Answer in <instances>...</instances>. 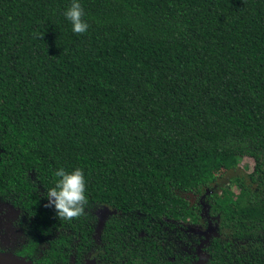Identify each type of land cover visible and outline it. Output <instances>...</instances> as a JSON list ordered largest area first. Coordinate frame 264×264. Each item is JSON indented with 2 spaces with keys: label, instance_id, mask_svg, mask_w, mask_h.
Segmentation results:
<instances>
[{
  "label": "trees",
  "instance_id": "obj_1",
  "mask_svg": "<svg viewBox=\"0 0 264 264\" xmlns=\"http://www.w3.org/2000/svg\"><path fill=\"white\" fill-rule=\"evenodd\" d=\"M70 2L0 0V196L66 258L106 207L125 264H197L210 224L203 264H264V0H80L83 34ZM60 166L86 177L71 220L44 195Z\"/></svg>",
  "mask_w": 264,
  "mask_h": 264
},
{
  "label": "flooded vegetation",
  "instance_id": "obj_2",
  "mask_svg": "<svg viewBox=\"0 0 264 264\" xmlns=\"http://www.w3.org/2000/svg\"><path fill=\"white\" fill-rule=\"evenodd\" d=\"M0 198H4L0 210L1 253L22 258L29 264L126 263L125 256L120 253L121 251L116 255L109 253L104 242L103 226L111 214L110 209H107L108 213L103 225L101 224L102 213H97V224L92 229L93 232H90L91 226L83 229L85 231L84 236L81 234L76 236L72 232L66 258L63 256V252L59 251L61 247L59 239L67 235H60V231H63V228L52 227V231L47 232H42L41 229L37 230L32 227V217L30 218L28 211L20 208L19 205L6 196H0Z\"/></svg>",
  "mask_w": 264,
  "mask_h": 264
},
{
  "label": "clouds",
  "instance_id": "obj_3",
  "mask_svg": "<svg viewBox=\"0 0 264 264\" xmlns=\"http://www.w3.org/2000/svg\"><path fill=\"white\" fill-rule=\"evenodd\" d=\"M63 17L71 25V31L78 34L86 33L89 24L84 19V11L80 0H71L69 6L64 9ZM54 184L47 187L44 194L48 206L55 209L60 220H71L83 211L87 202V182L84 170L75 166L66 169L63 166L52 170Z\"/></svg>",
  "mask_w": 264,
  "mask_h": 264
},
{
  "label": "water",
  "instance_id": "obj_4",
  "mask_svg": "<svg viewBox=\"0 0 264 264\" xmlns=\"http://www.w3.org/2000/svg\"><path fill=\"white\" fill-rule=\"evenodd\" d=\"M108 211L105 210L102 212L101 215V224L103 225L105 222V218L107 217ZM214 232L213 226L210 224L208 229L203 231V234L205 236L204 240H202L198 244L197 252H198V260L197 264H203L206 260V254L204 253L203 247L209 242ZM0 264H29L26 260L14 257L9 254H4L0 252Z\"/></svg>",
  "mask_w": 264,
  "mask_h": 264
},
{
  "label": "rangeland",
  "instance_id": "obj_5",
  "mask_svg": "<svg viewBox=\"0 0 264 264\" xmlns=\"http://www.w3.org/2000/svg\"><path fill=\"white\" fill-rule=\"evenodd\" d=\"M254 165H255V159H254V157L245 155V156H243V157L240 158L239 165H238V169H236L235 171H232V170L231 171H232V174L234 172H237V171L240 172L242 170L244 171V173H249V172H251L254 169ZM231 171H229V172L231 173ZM3 200H4V198H0V210H1V205H2ZM107 209L108 208H106V207H101L99 209V211H97V213H99V212L102 213L103 211H105ZM191 227H193V230H198L197 232H199L200 234H203V231L206 230L207 225H205V226H191ZM183 233H184L185 238H187L191 242H194V240H195V236L194 235L195 234L193 232L184 231ZM246 243H247V241H246ZM247 245L248 246H251V244H247ZM208 257H209V254L207 253L206 254V260H208Z\"/></svg>",
  "mask_w": 264,
  "mask_h": 264
}]
</instances>
